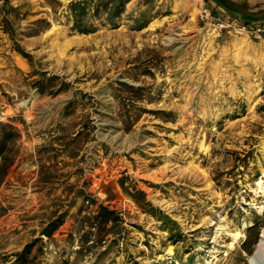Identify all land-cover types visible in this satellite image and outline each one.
<instances>
[{"label":"rangeland","instance_id":"obj_1","mask_svg":"<svg viewBox=\"0 0 264 264\" xmlns=\"http://www.w3.org/2000/svg\"><path fill=\"white\" fill-rule=\"evenodd\" d=\"M202 6L0 7V264H245L264 38L212 34Z\"/></svg>","mask_w":264,"mask_h":264},{"label":"crops","instance_id":"obj_2","mask_svg":"<svg viewBox=\"0 0 264 264\" xmlns=\"http://www.w3.org/2000/svg\"><path fill=\"white\" fill-rule=\"evenodd\" d=\"M23 0H0L3 8L9 3L20 4ZM221 13L234 15L245 22L264 20V0H210ZM245 264H264V223L260 227L259 236Z\"/></svg>","mask_w":264,"mask_h":264},{"label":"built area","instance_id":"obj_3","mask_svg":"<svg viewBox=\"0 0 264 264\" xmlns=\"http://www.w3.org/2000/svg\"><path fill=\"white\" fill-rule=\"evenodd\" d=\"M197 18L216 36H246L248 39L264 38V20L245 22L234 15L218 12L209 6H202Z\"/></svg>","mask_w":264,"mask_h":264},{"label":"bare ground","instance_id":"obj_4","mask_svg":"<svg viewBox=\"0 0 264 264\" xmlns=\"http://www.w3.org/2000/svg\"><path fill=\"white\" fill-rule=\"evenodd\" d=\"M263 153H264V151H263ZM261 172H262V175L264 176V170H263L262 167H261ZM257 184L261 188L262 180H259L257 182ZM257 208L261 211L262 208H263V206L262 205H259V206H257ZM219 229L220 230H225L224 227H219ZM228 234H230L234 239H237L238 237H241L243 235L241 230L240 231H236V232H231V233H228Z\"/></svg>","mask_w":264,"mask_h":264}]
</instances>
